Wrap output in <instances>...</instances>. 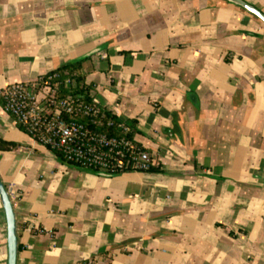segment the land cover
<instances>
[{
    "label": "crops",
    "instance_id": "0c3cea01",
    "mask_svg": "<svg viewBox=\"0 0 264 264\" xmlns=\"http://www.w3.org/2000/svg\"><path fill=\"white\" fill-rule=\"evenodd\" d=\"M72 62L158 165L72 167L0 98L17 264H264V22L228 0H0V93Z\"/></svg>",
    "mask_w": 264,
    "mask_h": 264
},
{
    "label": "built area",
    "instance_id": "2783aa9c",
    "mask_svg": "<svg viewBox=\"0 0 264 264\" xmlns=\"http://www.w3.org/2000/svg\"><path fill=\"white\" fill-rule=\"evenodd\" d=\"M70 79L61 84L56 73L33 84L17 83L0 93L2 108L36 144L66 164L106 176L143 173L157 167V159L131 138V128L114 125L110 113L91 100L87 103L62 89L75 88ZM111 115V114H110ZM118 135L110 136L109 130Z\"/></svg>",
    "mask_w": 264,
    "mask_h": 264
},
{
    "label": "water",
    "instance_id": "95a60500",
    "mask_svg": "<svg viewBox=\"0 0 264 264\" xmlns=\"http://www.w3.org/2000/svg\"><path fill=\"white\" fill-rule=\"evenodd\" d=\"M243 8L248 14L254 16L260 21L264 22V14L259 10L246 4L241 0H228ZM102 175V174H101ZM0 204L3 209L5 226H6V264H17L18 257V237H17V223L14 213L13 204L6 187L0 180Z\"/></svg>",
    "mask_w": 264,
    "mask_h": 264
},
{
    "label": "trees",
    "instance_id": "16d2710c",
    "mask_svg": "<svg viewBox=\"0 0 264 264\" xmlns=\"http://www.w3.org/2000/svg\"><path fill=\"white\" fill-rule=\"evenodd\" d=\"M80 64H81L80 62H72V63L66 64L62 68H59L52 73L58 74L61 84H63V82L68 79L76 83L75 88L62 89V92H61L62 96L67 95V94L73 95L74 97H79L83 99L84 101H86L87 103H89L91 102L92 97L90 96V93H89V87L84 84L83 76L80 73ZM107 117L110 118L114 122L115 126L119 124V121L114 116L107 114ZM108 134L110 136H115V135L117 136L118 132L117 130L113 129V130H109ZM9 146H12V145H10L9 143L0 141V149H7Z\"/></svg>",
    "mask_w": 264,
    "mask_h": 264
}]
</instances>
